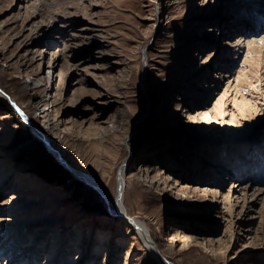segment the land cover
Wrapping results in <instances>:
<instances>
[{"label":"rangeland","instance_id":"374dc122","mask_svg":"<svg viewBox=\"0 0 264 264\" xmlns=\"http://www.w3.org/2000/svg\"><path fill=\"white\" fill-rule=\"evenodd\" d=\"M30 1L36 3L38 0ZM90 1L62 0L54 8L44 6L50 11L61 9L60 12H67L66 9H69L72 14L67 12L58 16L71 18L72 22L77 17L81 21L84 17H91L101 22L108 34L98 36L96 30L90 29L78 32L80 45L75 49L78 50L77 60L85 57L89 64L98 67L91 68L94 73L89 77L87 88L80 89V92L74 90L75 86L64 85L60 89L57 83L50 93L54 95L62 91L61 100L52 107L57 116L61 115L65 120H86L79 124L66 122L70 126L68 128L64 127L67 126L65 124L54 128L46 125L40 112L36 113V104L34 106L33 103L43 82L34 87L27 85L26 81H29L30 75L36 74L42 59L46 67L40 73L43 76L48 72L46 63L52 49L63 48L70 35L65 33V36L57 38L59 42L55 44L56 33L47 32L43 39L47 37L53 44L42 41L29 55L33 58L32 65L20 68L21 60L16 54L20 51L17 44L21 36L17 34L11 39V35L17 30L26 1L0 0V24L5 29L0 37V50L7 56L0 58V64L5 61L4 71H0V90L8 92L48 131L53 144L73 165L94 173L108 193L104 195L90 180L84 178L87 183L76 175L54 155L53 149L54 153L49 150L51 147L41 138L42 135L38 136L36 131L34 134L28 125L30 134L35 138L29 142L28 153L29 150L35 154L41 152L43 145L47 149L43 158L49 162L53 158L55 162H51L57 164L55 168H60L62 172L57 176L40 170V164H34L38 160L28 156L22 148L21 140L27 136L26 131H20L17 121V117H22L15 109L11 112L0 102V173L4 172L12 178L8 184L0 183V203L13 200L9 205L0 207V225L8 228L0 230V264H44L52 250L59 246L54 248L56 241L66 248L65 251L57 249L56 254L61 256L56 264H163L146 249L133 230H128L124 216L115 211L117 172L125 158L129 169L137 164L148 168L150 175L162 179L160 187H156L142 176L139 181L135 180L129 170L126 204L130 214L150 224L168 260L176 264H264V234L251 240L238 230L242 223L256 231L260 211L264 213L262 201L242 213L240 206L236 207L230 218L232 213L228 215V209H225V214L219 211L220 206L225 204L221 201L215 203L210 195L182 198L178 187L184 184L169 189L163 182L166 179L187 184L188 176L195 175V182L189 185L201 189L217 188L214 185L220 182L218 179H223L222 173L197 171L205 166L199 159V155L204 153L207 157L212 155L206 159L209 164H225L238 170L244 167L246 172L252 169L254 175L259 173L264 177V98L261 97L264 95V81H250L248 73L240 74L247 67L246 55L255 56L254 52L244 49L245 55L238 58L226 76V82L231 77L236 90L239 89L236 95H222L226 83L219 86L223 79L216 81L219 79L216 71L210 72L206 79L197 71L193 72L202 60L201 56L213 50L214 45H204L201 40L192 47L188 30L200 18L217 16L228 0H161V4H154L153 0H97L103 3L101 5H91ZM251 4L247 3V21L242 18L237 21L241 23L238 27L242 31L255 28L249 20L255 15L249 17L250 7L253 8ZM239 5L242 12L246 10L242 2ZM38 6L41 5L38 3ZM239 12L235 14L239 15ZM206 25L203 24L200 31ZM216 28L218 31L219 28ZM210 36L211 39L218 37L214 34ZM98 49L103 52H98ZM40 50L44 52L43 58L40 57ZM143 51L149 54L146 62ZM223 57L226 60L227 54ZM191 80L199 85L192 90L181 85ZM213 81L217 84L216 89H209L202 99L205 84ZM254 84L256 88L252 87ZM96 91L103 96L105 104L94 103ZM251 92L256 93V97ZM73 93L92 105L85 110L84 116L75 113L77 107L70 102L75 99ZM4 95L0 92V99L10 103ZM193 102L205 103L211 115L219 118L209 124L193 119L188 114ZM68 103L73 104L66 105ZM248 107L250 114L244 116L241 111ZM255 108L257 115L246 119L255 112ZM55 113L51 111V116ZM96 113L101 116V123L90 120ZM233 137L241 139L240 143L245 145H239L240 148L233 146L231 151L224 147V151L217 155L211 151L222 145L230 147ZM251 142L255 143L251 145ZM76 180L81 184H76ZM226 182L225 192L234 181L228 177ZM252 190H249V195ZM238 195L236 197L242 204L240 192ZM12 218H15V223H11ZM231 219L235 220L237 229H232ZM171 222H177L183 229L182 238L173 237L175 225L172 226ZM190 237H197V240H190L184 245ZM206 241L210 247H207ZM12 245L18 253L22 252L23 258L21 256L15 261L16 257L12 254L7 256ZM78 245L85 251L83 256L78 253ZM95 246L98 249L96 257ZM105 247L112 250L111 256L104 255Z\"/></svg>","mask_w":264,"mask_h":264},{"label":"bare ground","instance_id":"6f19581e","mask_svg":"<svg viewBox=\"0 0 264 264\" xmlns=\"http://www.w3.org/2000/svg\"><path fill=\"white\" fill-rule=\"evenodd\" d=\"M22 1H26V4L24 3L25 4L24 7L26 9L24 10L23 15L21 16L22 18L20 20V23L18 24L17 30L11 35V39H12V36L17 35V34L21 36L17 44V47L20 48V51L16 54L17 58L21 60V64L19 65L20 68H29L32 65L33 58H30L29 55L33 54V52L37 49V47L40 45L42 41H45V43H48V44L49 43L53 44V41L49 42V39L47 40V37L43 39L44 35L47 32L48 33L51 32L50 34L52 33L57 34V35L55 34V37H56V39H54L55 44L59 42L57 38H61L65 36L64 35L65 33H67L66 35H70L69 36L70 38H68V41L64 44L63 48L57 47L56 50L52 49V53L50 54V57L46 63L47 69H48L46 71L48 72L43 76L40 73L41 70L46 67L45 61L42 59V63L39 64L35 72L36 74L30 75L29 81H26L27 85L34 86V87L35 85H37L38 82H41V81L43 82V84L41 85V89L37 91L38 94L35 95V101L33 102L34 106L36 104V107H35L36 113L40 112V114L43 117L42 119L45 121V123H47L46 125L47 126L51 125V127H54V128L56 127L59 128L66 122H71V124L73 123L79 124L81 122H84L86 118L81 121L77 118L75 119L71 118V120H65L61 115L57 116V114L54 112L52 107L56 102H58V100H61L62 91H59L58 93H54V95L53 94L51 95L50 89L57 83L60 89L63 88L64 85L75 86L74 90L76 91L77 89V93L80 92V89L87 88V82L89 81V77H91L92 73H94V71L91 68L92 67L97 68L98 66L89 64L88 60H86L85 57H83L80 60H77L78 50L76 51L75 49L77 48V45H80V41L78 40V36L80 34L78 32H86L90 29L94 31L96 30L98 32L96 35L98 36H107L108 35L107 29L104 28L101 22H98L91 17L90 18L84 17L82 21L79 20L77 17V19L72 22L71 18H65L64 16L63 17L58 16V15H63L64 13H67V12L72 14L69 11V9H66L67 12L65 11L60 12L61 9L55 10V11H52V10L50 11L49 9H45L47 7L50 8V6H53L54 8V5H56V3L60 4V1L62 0H38L36 1V3L35 1H30V0H22ZM156 2L161 4V0H153L154 4ZM240 2H242L243 6L246 7V10L243 12L241 11L242 7H240L239 5ZM38 3L41 6H38ZM247 3L248 4L252 3L251 5H253V8H256V11L253 13L254 14L256 13L254 15L256 16L254 19H256L255 23L257 26H254L255 28L252 30L242 31L238 27L241 23L237 21L241 18L247 21L248 19L247 11L249 9V7H247L248 6ZM59 4L57 5L59 6ZM68 4L66 5L68 6ZM90 4L91 5H101L103 3L101 1L91 0ZM61 6H63L62 2H61ZM259 9L261 10L260 12H259ZM237 11H240L238 13L239 15L235 14V12ZM216 15L217 16H212V17H209L208 19L200 18L196 20L192 24L190 31L188 30V34H187L189 38L188 40L191 39L189 43H191L192 47L195 46L197 41H201V40L204 42V45L205 44H207L208 46L214 45V47L212 48L213 50H209L207 55L204 54L201 56L202 60L200 61L199 65L194 69L193 72L197 71L198 75H201L203 76V78L206 79L210 75V72L216 71L217 73L216 76L219 78V79H216V81L219 82V80L223 79V81L219 83V86L221 84L223 85L226 83L224 87V93H222V95H225L228 93L230 95H234L235 93H238L237 91H239V89L236 90V86H235L236 84L233 83L231 77L226 82V78H227L226 76L230 74L229 73L230 67L237 62L238 58H240L241 55L242 56L245 55L244 54L245 51L246 52L252 51L254 52L255 56L253 54L246 55L245 63L247 64V67L244 68L240 74L248 73V76H249L248 78L250 81L252 80L264 81V0H228V3L226 4L225 7H223V10L220 12H217ZM86 18H88V20ZM157 19L158 18H156V20ZM262 21H263V25L260 27V25L262 24ZM203 24L205 25L207 24V25L204 27V29L200 31ZM1 25L2 24H0V37L3 36L4 31H5V29ZM215 27L219 28L218 31H217V28L215 29ZM82 34L83 33H81V35ZM213 34L216 36L218 35V37L211 39L210 35H213ZM98 52H103V50L98 49ZM43 53H44L43 50H40L39 54H40V57L42 58L44 55ZM212 54H214V56L211 58ZM224 54H227L226 60L223 57ZM217 55L218 56L220 55V56L218 57ZM143 56L145 57V62H146V57L148 58L149 54L146 51H143ZM6 57H5L3 50H0V58H6ZM4 62L5 61H3L2 64H0V71H4ZM147 63H148V59H147ZM181 85L183 87H190V90H192L194 87H196V85L198 86L199 84L197 81L191 80L190 82L181 84ZM216 85L217 84L215 83V81L206 83L204 87L205 93H202L203 95L202 99L206 97L205 96L206 92L208 93L209 89H216ZM252 87L256 88V85L254 84ZM0 92L2 94L6 93L1 90ZM100 92L103 95L102 90ZM94 94H96V96L95 95L93 96L94 103L96 105L105 104L106 102L105 99H103V96H101L98 91H96ZM251 94L252 96L256 97V93L251 92ZM75 95L76 93L72 94L73 97H75ZM261 97L264 98V95ZM70 102H74V104L73 103L72 104L76 105L77 107L75 110V113L82 114V116L85 115L84 114L85 110L92 108V105L85 103L84 100H82V98L75 97V99ZM72 104L68 103L66 105H72ZM191 104L192 105H191V108L189 109L188 114L189 116H192L193 119H196L199 121H205L206 123L209 124V123L214 122L216 118H219L217 115L216 116L213 114L211 115V112H210L211 110L206 108L207 106L205 103L193 102ZM17 105L22 109L23 111L22 113L30 122L32 129L36 131L39 135H42L43 137L49 139V146L51 147V149L54 150V152L56 153L55 155L58 158H60V160L65 165H69L74 171V173H76L77 175H80L81 178L83 179L86 178L87 180H90L93 186H98V187L101 186V188L99 187V190L104 193H107L106 189L101 185L99 179L96 177L94 173L73 165L65 157V155L62 153L60 148L58 146L56 147L53 144L48 131L45 128H43V126L39 125L37 123V120L24 107L20 106L19 104ZM245 105L246 104L244 102V106ZM249 107L247 109L244 108L241 111L244 116H246L248 113L250 114ZM51 111L55 113L52 116H51ZM256 115H257V108H255V112L247 116L246 119L248 118L251 119L252 117H255ZM100 117L101 116H99L98 113H96L94 114V117H92L90 120L98 124L103 121L100 119ZM223 122L226 123L225 120ZM263 124L264 122H262V125ZM64 127L68 128L70 126L67 125ZM241 141H242L241 139L237 137H233L230 140V144H231L230 147L222 145L218 148H214V149L212 148L211 151H215L216 155L220 151H224V147H225V150L227 149V151H231L233 146H238V148H240L239 145H241L243 147L245 144L243 145V143H240ZM253 143L255 142H251V145ZM231 154L233 153L231 152ZM205 155L206 153H204L203 155L201 154L199 155V159H201V162L204 163L205 166L203 167L201 164L202 166L201 169H198L197 171L200 170V171L206 172L207 174H210L211 172L212 174H214V172L222 173L224 175L223 179L222 180L218 179V181L220 182H217L216 185H214L217 188L211 189L209 187H206L204 189H201V188H197V187H193L189 185L188 183L191 184V182H195V175L191 176V178H189L188 176L187 184L182 183V182H179L178 184V182L175 183V181L174 182L171 180L168 181L166 179L163 182H165L167 186H169V189H174V188H177V186H179L180 184H184L178 187V192H180V196L182 198H188L190 196H196L198 194L210 195L211 200L213 201L215 200V203H218L219 201H221L223 202V204H225V206L223 205L220 206L219 211L222 214H225L227 213L225 209H228V215L232 213L230 218H232L233 212L236 207L240 206V212L242 213L244 211L251 210L254 207V205L259 203L260 201H262L261 203L262 206L264 205V187L261 186V185H264L263 175L259 173L254 175L252 172V169H247V172H246L244 167H241L238 170L237 167L230 166L228 168L225 164H220V163L219 164H209L210 162L207 163L208 160L206 159L211 158L212 155H208V157L207 155L206 156ZM125 159L123 163L118 167V172H117L118 173L117 174V188H116V193H115V197H116L115 203L117 205L115 206L116 207L115 211L117 212V214L124 216V218L127 220V224L129 227L128 230L131 229L135 232V234H137V237H139L140 240H142L143 245L146 247V249L153 256H155L156 259L160 263L162 262L164 264H167V263L176 264L175 262L168 260V258L165 256L164 252L160 248L159 243L157 242L155 236L153 235L150 224L145 219H141L135 215L130 214L127 208V204H126V194H127V186H128L127 175H128L129 170H131L130 171L131 175L133 174L135 176V180L139 181L141 179L140 177L142 176L143 179H146L147 181L150 182V184L156 187H160L162 179L159 178L157 175H150L148 168L145 169L142 166H138L137 164L129 169V167L126 164ZM198 163L200 164V162ZM4 167H5V164H4ZM228 177L231 178L232 181L234 182H232L233 185H231V187L225 192L223 188L225 187L227 183L226 181L228 180ZM11 179L12 178H10L8 174L5 175L4 172L0 173V183L1 184H4V185L8 184L9 182H11L10 181ZM22 180H25V178H22ZM210 184H213V183H211L210 181ZM253 185H259V186L254 187ZM250 189H253V190L249 195ZM239 192L241 196L240 198H242L241 200L242 204L239 202L240 200L237 199V197H239L238 195ZM236 194L238 195L237 197H236ZM15 196L17 195H14V197ZM18 200L22 203L24 202L21 199H18ZM12 202L13 200H4L0 203V207L9 205V203H12ZM262 209H264V206L262 207ZM260 216L261 217L259 220L260 221L259 227L256 229L255 232H253V229L251 227H247L246 224L244 225L242 223L241 225L243 226H239L238 230L248 235L249 238H251V240L263 236L264 234V213L262 211H260ZM14 219L15 218L10 219L11 223L14 222ZM1 222H4V221H1ZM171 225L172 226L175 225L174 226L175 229L173 231V237L179 236V239L182 238L183 235L181 236V233L183 232V229H180L181 227L177 224V222H171ZM235 225H236L235 220L231 219L232 229L233 228L237 229ZM0 226H1L0 230L8 229L7 226L3 227L4 226L3 224ZM80 236H82V238L84 237L83 234H81ZM61 239L62 237L59 240ZM190 240H197V237L189 239L188 243L184 242V245L189 244ZM208 240L209 242L211 241V239H208ZM209 242L207 243L206 241L207 247H210L208 246L210 244ZM66 244L69 246V244L67 243V238H66ZM57 245H59L57 249L62 248V251L66 250L65 246L59 244V241L54 242V245H53L54 248ZM76 248L78 250V253L81 254L80 256H83L85 254V251L82 250V248L79 247V245ZM57 249L52 250V253L50 254V256L48 255V257L44 260L45 261L44 264H56L57 263V260H59V256H61L59 255V253L56 254V251L58 252ZM158 250L163 254L164 260L160 257ZM211 250L212 252H215L214 248L212 247H211ZM8 251L9 252L7 256H10L12 254L13 256L16 257L15 261L21 259V256L23 258V255H21L22 252L18 253L17 249L14 248L13 245L11 248L9 247ZM97 251H98L97 246H95V254H94L95 257L97 256ZM111 253H112V250L110 248H107V247L104 248V255L111 256ZM21 263L23 262L21 261Z\"/></svg>","mask_w":264,"mask_h":264},{"label":"trees","instance_id":"16d2710c","mask_svg":"<svg viewBox=\"0 0 264 264\" xmlns=\"http://www.w3.org/2000/svg\"><path fill=\"white\" fill-rule=\"evenodd\" d=\"M1 101V104L3 103V105L5 106V108L7 109V110H10L11 112H14V108H13V106L10 104V103H8L7 101H4V99H0ZM17 117V116H16ZM17 121L20 123V128H21V132H23V131H26V133H27V136H26V138L25 139H23L22 138V140L21 141H23L22 143V148H23V150L26 152V154H28V156H32L33 158H36L35 160H40L39 162L37 161H35L34 162V164H36V165H38V164H40V165H38V168L39 167H42V169L41 168H39L40 170H44V171H46V173L47 174H49V175H53V174H57V176L59 175V172H62V170L59 168V169H56L55 167H57L58 165L57 164H54L53 165V163L51 162L52 160L54 161V159L52 158V159H50L51 161L49 162V161H46V159H45V157L43 158V156H44V154H46L47 153V149L43 146V145H41L42 147H41V152H39V153H37V154H35V153H32L30 150H29V153H28V149H30V141H32V140H35V138H34V136L33 135H31L30 134V131H29V127H28V125L25 123V121H23L22 119H20L19 117H17ZM23 129V130H22ZM51 158V157H50ZM55 162V161H54ZM42 165V166H41ZM51 165V166H50ZM57 165V166H56ZM64 172V171H63ZM75 183L76 184H81V181H78V180H76L75 181Z\"/></svg>","mask_w":264,"mask_h":264},{"label":"water","instance_id":"95a60500","mask_svg":"<svg viewBox=\"0 0 264 264\" xmlns=\"http://www.w3.org/2000/svg\"><path fill=\"white\" fill-rule=\"evenodd\" d=\"M1 89V88H0ZM2 90V89H1ZM6 98H8L9 99V101H10V104L13 106V108L20 114V116L22 117V119H24V121H25V123L27 124V125H29L30 127H31V124H30V122L28 121V119L23 115V111H22V109L17 105V103H16V100H14L13 99V97L9 94V93H5V95H4ZM32 129V128H31ZM32 131H33V133L34 134H36L35 132H34V130L32 129ZM38 136H40L39 134H37ZM41 138L42 139H44V141H45V143L47 144L48 143V146H49V139L48 138H45V137H43V136H41ZM50 147V146H49ZM51 152H53L52 151V149L50 148L49 149ZM54 153V152H53ZM54 155H55V153H54ZM56 156V155H55ZM57 157V156H56ZM58 158V157H57ZM59 160H60V158H58ZM61 161V160H60ZM68 168H70L71 170H72V168L69 166V165H66ZM73 171V170H72ZM76 174V173H75ZM77 175V174H76ZM85 182H87L88 183V181H86L85 179H83ZM94 187H96V188H98L99 189V187L98 186H94ZM102 192V191H101ZM104 195H106L104 192H102ZM158 253H159V255H160V257L164 260V257H163V255L161 254V252L158 250ZM164 264V263H163ZM168 264V263H167Z\"/></svg>","mask_w":264,"mask_h":264}]
</instances>
